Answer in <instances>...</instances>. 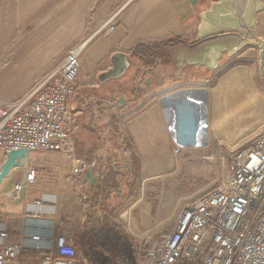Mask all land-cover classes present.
Here are the masks:
<instances>
[{"label":"crops","instance_id":"0c3cea01","mask_svg":"<svg viewBox=\"0 0 264 264\" xmlns=\"http://www.w3.org/2000/svg\"><path fill=\"white\" fill-rule=\"evenodd\" d=\"M212 1L16 0L14 8H9V16L15 15L9 21L14 29L7 36L10 48L5 55L11 65L0 66V102L23 100L62 64L70 50L82 44L86 48L81 58L80 92L68 104L78 129L75 154L30 152L26 166L13 170L4 180L0 187V223L8 226V244L21 240L27 230L25 216L40 212L34 204L42 200L43 219H53L56 233L67 236L86 262L99 263L95 252L102 257L103 251L128 243L127 231L123 226L115 228L112 219L117 211L128 208L126 204L135 196L134 169L143 170L145 159L152 158V176L159 172L155 149L150 156L145 147L170 136L166 122L161 120L164 95L155 98L160 60L157 58L154 65L142 61L136 47L174 37L192 44L201 14ZM1 8L0 16L6 15V8ZM259 20L261 23V14ZM110 21L115 30L104 35ZM23 23L25 29H20ZM19 31L22 35L18 37ZM22 36L23 50L19 48ZM171 50H167L165 66L171 62ZM116 54L124 55L133 69L127 75L108 78ZM120 63L116 67L123 65L122 59ZM188 68L190 80L194 75L206 78L214 71L204 66ZM173 73L176 69L168 74ZM15 83L24 88L11 98L4 91H10L5 88ZM122 97L126 101L123 106L119 104ZM6 154L2 150L1 165ZM80 162L88 163L89 168L81 171ZM27 169L37 172V183L25 191L22 200H10L5 193L26 179ZM90 172L92 178L88 179ZM130 211L126 209L124 214ZM38 258V252L25 250L12 264H38Z\"/></svg>","mask_w":264,"mask_h":264},{"label":"built area","instance_id":"2783aa9c","mask_svg":"<svg viewBox=\"0 0 264 264\" xmlns=\"http://www.w3.org/2000/svg\"><path fill=\"white\" fill-rule=\"evenodd\" d=\"M112 22L105 26L104 35L114 32ZM85 48L82 44L70 50L62 64L23 100L0 102L1 150L74 156L78 129L68 104L80 92ZM206 147L175 146L172 155L207 159L216 154L215 146ZM88 168V163L80 162L81 171ZM216 169L217 184L184 205L171 231L157 240V234L150 237L149 233L136 241L130 238L116 250L103 251L102 258L111 264H264V130L238 150L219 155ZM37 180V172L27 169L26 179L8 190L6 197L22 200ZM34 206L40 212L25 216L29 231L17 244L6 242L11 235L8 226L0 223V264H12L25 250L39 253L38 264H99L86 262L67 236L56 233L55 221L43 219V200Z\"/></svg>","mask_w":264,"mask_h":264},{"label":"rangeland","instance_id":"374dc122","mask_svg":"<svg viewBox=\"0 0 264 264\" xmlns=\"http://www.w3.org/2000/svg\"><path fill=\"white\" fill-rule=\"evenodd\" d=\"M15 2L16 0H0L1 9L6 8L7 11L6 15L0 16L1 67L11 65L6 58L7 50L10 48L7 36L10 30L14 29V24L11 27L9 21L15 18V15L9 16L8 12L9 8H14ZM261 16L262 22L256 32L264 38V12L261 13ZM21 26L20 29H25L24 23ZM17 35L19 37L22 32L19 31ZM24 42L25 39L22 36L20 44L18 43L22 50L25 47L23 46ZM173 51H170V54ZM170 57L169 65L165 66L160 63V74L167 73L166 75H168L173 69L178 70L176 68L178 62L175 60L174 53ZM205 76L206 78L201 79L200 75H194L189 83L190 87L186 89L203 88L210 92L209 143L206 150L215 146L216 154L207 159L201 155L194 156L195 158L173 157L172 152L175 144L171 136L166 141H155L153 145L150 143L147 148L145 147L146 150L143 148L148 151L146 154L150 156L155 149L154 161L159 163L160 169L157 175L152 176L153 159H145L146 167L140 171V175L134 183L136 189L133 200L127 203V206L125 205L128 208L117 211L116 216L112 219L115 228L123 226L127 231V238H129L127 242L130 238L136 241V237L147 233L150 234V237L157 234L155 236V240H157L171 231L173 222L184 205L206 195L210 191V187L217 184L216 164L219 155L238 150L264 130V73H262L259 46L248 45L235 53L223 52L219 67ZM175 84L168 80L158 85L155 98L180 90V85ZM142 86L145 87V84ZM23 88V85L15 83L5 88L10 91L4 92L6 95L10 94L8 96L12 98L17 95L15 92L21 91ZM147 105L146 103L143 107ZM229 114L233 119H226ZM220 117L224 120L219 123L220 126L215 127ZM161 120L165 124L163 113H161ZM220 133L225 137L221 138ZM1 161L0 159V166ZM126 209H131V211L124 214ZM95 254L99 264H111L108 260L104 261L98 252Z\"/></svg>","mask_w":264,"mask_h":264},{"label":"water","instance_id":"95a60500","mask_svg":"<svg viewBox=\"0 0 264 264\" xmlns=\"http://www.w3.org/2000/svg\"><path fill=\"white\" fill-rule=\"evenodd\" d=\"M262 12L263 0L212 1L201 14V25L195 42L189 44L182 40V44L173 49L175 51L171 50L178 62L176 75H180L187 66L217 69L223 52L235 53L248 45L259 46L264 73V38L256 32L260 23L259 15ZM229 36L238 38L237 46L228 45L224 39ZM185 52L192 53L190 54L192 56L188 58ZM177 92L163 96L160 101L164 120L175 146L182 148L208 146L210 92L203 88L180 89ZM125 102V98L122 97L119 104L123 106ZM29 153L27 149H20L6 154V160L0 166V187L13 170L26 166ZM91 178L90 172L88 179Z\"/></svg>","mask_w":264,"mask_h":264},{"label":"flooded vegetation","instance_id":"af4514ba","mask_svg":"<svg viewBox=\"0 0 264 264\" xmlns=\"http://www.w3.org/2000/svg\"><path fill=\"white\" fill-rule=\"evenodd\" d=\"M181 39L178 40V41H175V42H170V43H166V45L163 46L162 49H164L166 52L167 50H170V49H175L176 47H178V45H181ZM120 59L123 60V65L122 66H119V67H116L117 65L121 64L120 63ZM158 60H160V63L166 65L167 63H165V61H163V58L161 57H158ZM112 62L114 64V67L111 68L110 72L107 74L106 77H118V76H122V75H127L132 69H133V65L127 61V59H125L124 56H117V54L113 57L112 59ZM167 62V61H166ZM159 67V65H158ZM145 69H147V67H145ZM190 68L188 69H183L181 71V74L180 75H176V74H168L166 75V73H164L165 75L163 74H160L159 78H158V82H159V85L163 84L164 82L166 81H172L173 84H176L175 85H180V89H186L187 87H190L189 83L191 82L190 80V77H191V72L189 70ZM178 71V70H176ZM136 78L133 79V85L136 84V81H135ZM144 83H147L148 82V79H145L143 81ZM173 92H177V91H173ZM172 92V93H173ZM171 94V93H170Z\"/></svg>","mask_w":264,"mask_h":264},{"label":"trees","instance_id":"16d2710c","mask_svg":"<svg viewBox=\"0 0 264 264\" xmlns=\"http://www.w3.org/2000/svg\"><path fill=\"white\" fill-rule=\"evenodd\" d=\"M179 37H174L172 39H169L165 42H161V43H154L152 45H145V44H139L136 47V51H138V54L141 58L142 61H147L149 62L151 65L155 64V60L158 57L163 58V61H167L168 60V55L167 52L162 49L164 45H166V43H170V42H175L178 41ZM153 61V62H152ZM139 168H135L134 169V176H136V178L139 177Z\"/></svg>","mask_w":264,"mask_h":264},{"label":"bare ground","instance_id":"6f19581e","mask_svg":"<svg viewBox=\"0 0 264 264\" xmlns=\"http://www.w3.org/2000/svg\"><path fill=\"white\" fill-rule=\"evenodd\" d=\"M225 41H227L228 42V45L229 46H237L238 45V38L237 37H234V36H229V37H227V38H225L224 39ZM185 56H187L188 58L190 57V56H192V55H190V54H192V53H189V52H185ZM180 92V91H179ZM178 93V92H177ZM230 115L231 114H229L228 116H227V118L226 119H233L232 117H230ZM222 116V115H221ZM241 118V117H240ZM220 120L218 121V124H215V127H217V126H220V124L219 123H222V120H224V118H222V117H220L219 118ZM229 123V122H228ZM166 129V128H165ZM220 137L221 138H223V137H225L222 133H220ZM165 149V148H164ZM163 155V154H162ZM168 161V160H167ZM168 167V166H167ZM207 168V167H206ZM153 169V168H152ZM204 169V168H203ZM205 170V169H204Z\"/></svg>","mask_w":264,"mask_h":264}]
</instances>
